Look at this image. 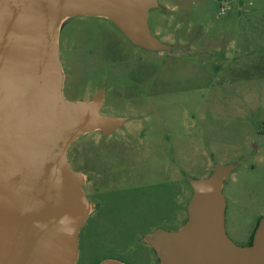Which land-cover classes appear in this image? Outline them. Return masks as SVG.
I'll list each match as a JSON object with an SVG mask.
<instances>
[{
  "label": "rangeland",
  "instance_id": "1",
  "mask_svg": "<svg viewBox=\"0 0 264 264\" xmlns=\"http://www.w3.org/2000/svg\"><path fill=\"white\" fill-rule=\"evenodd\" d=\"M159 3L147 23L161 51L103 17L73 16L59 30L63 99L101 89L100 114L125 119L67 149L92 206L75 264H160L146 236L182 229L190 181L216 166L233 168L222 186L228 239L247 246L264 218V0Z\"/></svg>",
  "mask_w": 264,
  "mask_h": 264
},
{
  "label": "water",
  "instance_id": "2",
  "mask_svg": "<svg viewBox=\"0 0 264 264\" xmlns=\"http://www.w3.org/2000/svg\"><path fill=\"white\" fill-rule=\"evenodd\" d=\"M153 8L157 0H0V264H75L90 205L67 149L80 136L108 135L124 122L100 114L101 92L90 102L63 99L61 24L105 17L134 44L161 51L168 47L147 23ZM232 170L216 166L207 179L190 181L184 227L146 236L160 264H264V218L248 247L225 234L222 186Z\"/></svg>",
  "mask_w": 264,
  "mask_h": 264
},
{
  "label": "flooded vegetation",
  "instance_id": "3",
  "mask_svg": "<svg viewBox=\"0 0 264 264\" xmlns=\"http://www.w3.org/2000/svg\"><path fill=\"white\" fill-rule=\"evenodd\" d=\"M160 2V0H157V8H159V3ZM103 18H105V17H103ZM148 18V17H147ZM105 19H107V18H105ZM107 20H109V19H107ZM156 52V51H155ZM99 92H101L102 93V95H103V103H104V91L103 90H101V89H99V90H97L91 97H89V99L88 100H86V101H84V102H90L91 100H92V98L95 96V95H97ZM78 102H83V100H80V101H78ZM103 105V104H102ZM124 122H125V119H124ZM124 122L122 123V125L120 126V127H122L123 126V124H124ZM119 127V128H120ZM119 128H117V129H119ZM116 129V130H117ZM116 130H114L113 132H115ZM100 133H102L101 131H99ZM113 132H111V133H113ZM110 133V134H111ZM109 135V134H108ZM82 175V174H81ZM83 176V175H82ZM83 178H84V182H83V185H82V189H83V186H84V184L85 183H87L88 182V178L87 177H85V176H83ZM193 194V193H192ZM191 200V199H190ZM190 202V201H189ZM88 204L90 205V212H91V210H92V206H91V204L88 202ZM90 212H89V214H90ZM252 239H253V237L252 238H250V240H249V242H248V244H247V246H245V247H248V246H250L251 245V243H252Z\"/></svg>",
  "mask_w": 264,
  "mask_h": 264
},
{
  "label": "trees",
  "instance_id": "4",
  "mask_svg": "<svg viewBox=\"0 0 264 264\" xmlns=\"http://www.w3.org/2000/svg\"><path fill=\"white\" fill-rule=\"evenodd\" d=\"M257 227V226H256ZM256 229V228H255ZM255 231V230H254ZM253 234H254V232H253ZM253 234H252V236H251V238L253 237Z\"/></svg>",
  "mask_w": 264,
  "mask_h": 264
}]
</instances>
